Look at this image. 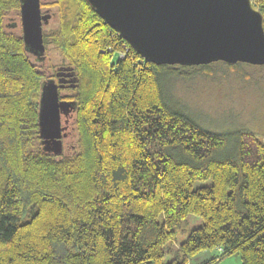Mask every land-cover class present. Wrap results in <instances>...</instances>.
<instances>
[{"label":"trees","instance_id":"16d2710c","mask_svg":"<svg viewBox=\"0 0 264 264\" xmlns=\"http://www.w3.org/2000/svg\"><path fill=\"white\" fill-rule=\"evenodd\" d=\"M48 4L57 22L43 41L77 77L59 92L76 101V139L42 150L39 95L55 73L24 47L19 0H0V264H164L189 214L203 224L166 264L216 248L205 264H264V139L206 130L172 100L165 77L197 65L143 59L86 0Z\"/></svg>","mask_w":264,"mask_h":264},{"label":"water","instance_id":"95a60500","mask_svg":"<svg viewBox=\"0 0 264 264\" xmlns=\"http://www.w3.org/2000/svg\"><path fill=\"white\" fill-rule=\"evenodd\" d=\"M104 23L145 60L166 65H204L214 61L264 64V18L253 0H86ZM25 49L44 60L40 0H19ZM42 85L38 132L42 150L61 154L68 115L75 100L60 99L59 90L74 87L72 66H59ZM64 77V78H61ZM65 116L62 125L61 116Z\"/></svg>","mask_w":264,"mask_h":264},{"label":"rangeland","instance_id":"374dc122","mask_svg":"<svg viewBox=\"0 0 264 264\" xmlns=\"http://www.w3.org/2000/svg\"><path fill=\"white\" fill-rule=\"evenodd\" d=\"M52 7L55 8L53 5ZM45 46L43 64L46 67L55 70L56 67L67 64L54 46ZM180 71L188 73L189 77L167 75V91L172 100L202 128L215 133L245 130L264 139V64L214 61L194 68H180ZM67 92L66 89L61 90L62 94ZM72 118L68 119L64 130L66 135L62 138L63 152L66 153L72 151L76 139ZM64 120L62 117V125L65 124ZM210 182V179L197 180L194 187L207 186ZM202 224L203 220L199 215H187L177 226L174 238L163 245L165 254L162 262L166 264L181 257L179 244ZM221 254L220 248L201 251L190 257L188 264H205L212 258H219ZM214 264H241V260L238 253H232Z\"/></svg>","mask_w":264,"mask_h":264},{"label":"flooded vegetation","instance_id":"af4514ba","mask_svg":"<svg viewBox=\"0 0 264 264\" xmlns=\"http://www.w3.org/2000/svg\"><path fill=\"white\" fill-rule=\"evenodd\" d=\"M49 2H47L46 0H40V11H41V14H45L47 12H49L50 14V17L48 19V22L46 24L43 23V30L46 29V28H52L56 22H57V14H56V8L53 9L52 5H49L48 4ZM60 66H67V64L65 65H60ZM59 67V66H58ZM54 70V73H55V77L54 79L57 81V79L59 78L57 75H56V72H57V68ZM61 78H64V77H61ZM68 84L66 83L65 84V87L61 88L60 90L62 89H66L68 88ZM59 90V91H60ZM73 113L74 111H71L68 115V119L72 118L73 117ZM64 117L65 119V116H61V118Z\"/></svg>","mask_w":264,"mask_h":264},{"label":"built area","instance_id":"2783aa9c","mask_svg":"<svg viewBox=\"0 0 264 264\" xmlns=\"http://www.w3.org/2000/svg\"><path fill=\"white\" fill-rule=\"evenodd\" d=\"M124 52H116L113 54V57L118 59V58H123L124 57Z\"/></svg>","mask_w":264,"mask_h":264}]
</instances>
